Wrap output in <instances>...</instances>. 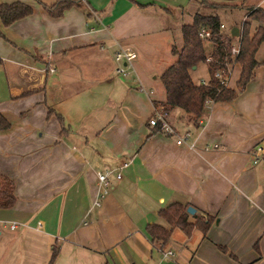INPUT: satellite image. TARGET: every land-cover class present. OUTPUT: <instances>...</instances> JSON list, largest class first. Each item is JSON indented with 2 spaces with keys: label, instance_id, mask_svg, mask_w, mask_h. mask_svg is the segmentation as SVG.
I'll list each match as a JSON object with an SVG mask.
<instances>
[{
  "label": "crops",
  "instance_id": "1",
  "mask_svg": "<svg viewBox=\"0 0 264 264\" xmlns=\"http://www.w3.org/2000/svg\"><path fill=\"white\" fill-rule=\"evenodd\" d=\"M55 1L0 0L31 8L0 22V173L15 197L0 209V264H264V64L232 100L204 105L197 128L179 109L166 113L170 135L147 123L164 100L158 76L176 59L168 6L78 0L53 18L42 5ZM117 46L135 53L134 74L115 73ZM238 73L232 64L224 86ZM189 76L206 82V64ZM123 161L93 206L96 173ZM173 202L214 219L203 232L173 227L163 244L152 241L145 225L168 227L157 213Z\"/></svg>",
  "mask_w": 264,
  "mask_h": 264
},
{
  "label": "trees",
  "instance_id": "2",
  "mask_svg": "<svg viewBox=\"0 0 264 264\" xmlns=\"http://www.w3.org/2000/svg\"><path fill=\"white\" fill-rule=\"evenodd\" d=\"M199 4L214 6L208 0H198ZM72 5L79 6L78 0H56L49 6L42 5L46 14L50 17H59L63 10ZM222 6V5H220ZM29 5L13 2L0 4V22L6 26L15 20L29 15ZM207 30L209 38L202 41L199 37L201 30ZM180 44L172 42L170 53L176 57L175 61L168 65L158 76L164 90V100L161 103L152 102L154 109L163 115L173 109H179L185 115L186 121L197 128V121L203 115L204 101H230L253 77V68L258 64H264L262 60L255 59V53L264 42V11L260 7L247 10L242 21L236 41L238 50L236 55H231L229 50L234 39L229 32L223 31L217 15L200 14L194 11L190 15L189 22H183L179 26ZM204 42L209 47H204ZM209 56V61L205 58ZM199 63H205L208 73L206 82L193 83L189 71ZM239 65L238 77L234 87L227 88L213 77L217 70L224 74L232 64ZM8 123L0 116V129H5ZM62 127L60 132L62 131ZM13 183L5 175L0 173V209L9 208L14 203ZM187 205L173 202L158 210V215L163 218L168 227L159 223L151 222L145 225V231L154 242L163 244L170 235L173 227L186 229L193 226L206 230L208 224L214 219L208 214H188ZM189 217L193 221H188ZM56 250L52 249L50 259L55 256Z\"/></svg>",
  "mask_w": 264,
  "mask_h": 264
},
{
  "label": "rangeland",
  "instance_id": "3",
  "mask_svg": "<svg viewBox=\"0 0 264 264\" xmlns=\"http://www.w3.org/2000/svg\"><path fill=\"white\" fill-rule=\"evenodd\" d=\"M214 6L199 4L198 0H162V4L168 6L167 12H162L163 22H165L171 30V34H167V42L180 44L179 26L182 22H189L190 18L183 19L181 12L190 13L198 11L200 14L217 15L221 23L223 31L229 32L232 27L238 28V33L241 28L242 21L245 18L247 10L260 7L264 11V0H208ZM183 6V10L179 11L178 7ZM222 5V6H220ZM178 6V7H177ZM172 8V9H171ZM188 8V10L186 9ZM184 12V13H185ZM183 17H186L184 15ZM234 38V37H233ZM234 40L232 39V43ZM165 57H169V52H166ZM162 55V52H161ZM256 60L264 58V42L260 44L255 55Z\"/></svg>",
  "mask_w": 264,
  "mask_h": 264
},
{
  "label": "built area",
  "instance_id": "4",
  "mask_svg": "<svg viewBox=\"0 0 264 264\" xmlns=\"http://www.w3.org/2000/svg\"><path fill=\"white\" fill-rule=\"evenodd\" d=\"M199 37L202 41H206L209 38V33L207 30H201L199 32ZM238 50V43L237 41L233 42L230 47V54L236 55ZM135 53L131 50L122 48L120 46H117L115 51L113 52V60L117 63V66L115 67V73L120 76H127L131 73L134 74V68L132 65L133 60L135 59ZM209 56L205 58V62L209 61ZM50 72L53 71V69H49ZM229 69H227L226 73L224 74L222 71L217 70L213 73V77L218 79L221 84L225 85V79L228 75ZM139 89L143 90L141 85H139ZM148 94L151 93L149 90L147 92ZM210 100H205L204 105L210 103ZM164 115L160 112L154 109L151 116L148 118L147 123L150 126H158L159 130H161L164 133L173 135L175 134L172 127L165 121ZM184 140V137H178L176 140V143H181ZM263 153V145L262 146H255L250 151V157L251 162L256 163L258 159L261 158ZM128 164V161H123L119 165L115 166L114 168H111L109 170L98 172L96 173V181L98 186V193L96 194L95 199L93 200L92 204L93 206H98L102 200V198L107 194L109 189V176L113 175L115 179L120 178V170L124 168ZM14 226V222L10 224V227ZM161 256L162 257H168L172 255V251L169 249L161 250Z\"/></svg>",
  "mask_w": 264,
  "mask_h": 264
},
{
  "label": "water",
  "instance_id": "5",
  "mask_svg": "<svg viewBox=\"0 0 264 264\" xmlns=\"http://www.w3.org/2000/svg\"><path fill=\"white\" fill-rule=\"evenodd\" d=\"M229 34H230L232 37H237V36H238V28H236V27H232V28L230 29V31H229ZM192 69H194V68L192 67ZM186 212H187L188 214H193V213L195 212V210H194V208H192L191 206H187V207H186Z\"/></svg>",
  "mask_w": 264,
  "mask_h": 264
}]
</instances>
